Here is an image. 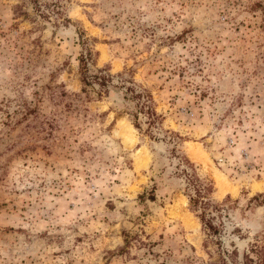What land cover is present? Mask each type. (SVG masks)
Here are the masks:
<instances>
[{
  "label": "rangeland",
  "instance_id": "374dc122",
  "mask_svg": "<svg viewBox=\"0 0 264 264\" xmlns=\"http://www.w3.org/2000/svg\"><path fill=\"white\" fill-rule=\"evenodd\" d=\"M36 2L0 0V264L255 258L264 0ZM86 48L90 71L105 68L113 84L131 72L161 121L140 113L138 129L122 89L82 90ZM193 171L211 184L215 233L189 207Z\"/></svg>",
  "mask_w": 264,
  "mask_h": 264
},
{
  "label": "trees",
  "instance_id": "16d2710c",
  "mask_svg": "<svg viewBox=\"0 0 264 264\" xmlns=\"http://www.w3.org/2000/svg\"><path fill=\"white\" fill-rule=\"evenodd\" d=\"M33 3L36 4V0H33ZM62 16L61 23L67 25L70 22V18L63 15V11L59 12ZM83 40V39H82ZM94 54L91 48H86V52H83L79 57V72H80V81L82 83V90H86L88 87L95 89L96 86V95L97 97H102L107 95L109 88H119L123 90V99L125 101L134 102V110L128 112L132 117L133 124L135 127L140 129L141 125L139 122V114L143 113L147 116L148 126L154 124L157 120L161 121L159 115H157L155 108L153 106L152 95L147 89H138L137 84L134 82V79L131 75V72L128 76H124V73H118L119 84H113L112 79L113 75L105 70V68H98L97 71L91 72L89 64L94 62ZM187 195L189 198V207L190 209L198 215L205 226V228L213 231L215 233V228L211 223V219H205L206 210L210 207V202L205 198L206 194L211 191V184L204 182L200 179L196 172L193 171L187 177ZM152 192V191H151ZM153 193L149 194V198L154 200ZM260 194L253 198L259 197ZM144 194L139 195V198H143ZM250 252L255 255V258L245 254L243 264H264V240L260 243H253L250 248Z\"/></svg>",
  "mask_w": 264,
  "mask_h": 264
},
{
  "label": "bare ground",
  "instance_id": "6f19581e",
  "mask_svg": "<svg viewBox=\"0 0 264 264\" xmlns=\"http://www.w3.org/2000/svg\"><path fill=\"white\" fill-rule=\"evenodd\" d=\"M123 124V123H122ZM126 124V127L125 128H128L129 130L130 129H133L132 128V126L129 124V123H124V125ZM123 127V126H122ZM124 129V128H123ZM122 131H124V130H122ZM127 131V130H126ZM223 185H224V183L223 182H219V186H220V188H222L223 187Z\"/></svg>",
  "mask_w": 264,
  "mask_h": 264
}]
</instances>
